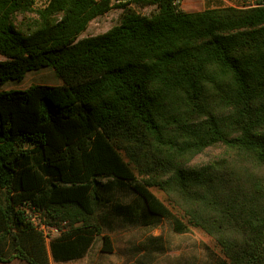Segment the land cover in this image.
<instances>
[{
	"label": "trees",
	"instance_id": "16d2710c",
	"mask_svg": "<svg viewBox=\"0 0 264 264\" xmlns=\"http://www.w3.org/2000/svg\"><path fill=\"white\" fill-rule=\"evenodd\" d=\"M115 1L0 0V82L45 66L63 81L0 91V262L80 259L98 234L110 253L104 225L165 220L210 236L214 264H264V0ZM113 7L118 23L80 37ZM115 183L133 200L106 197Z\"/></svg>",
	"mask_w": 264,
	"mask_h": 264
},
{
	"label": "rangeland",
	"instance_id": "374dc122",
	"mask_svg": "<svg viewBox=\"0 0 264 264\" xmlns=\"http://www.w3.org/2000/svg\"><path fill=\"white\" fill-rule=\"evenodd\" d=\"M47 0H35V6L40 7ZM128 6L142 14H150L156 7L148 3L147 0H127ZM256 0H180L179 8L184 11L201 10L216 6H242L244 4L254 3ZM117 2V0L115 1ZM122 14L121 7H113L106 13L92 19L86 29L80 34V37L96 35L108 30L111 26L119 22ZM32 17L31 13L17 15L16 23L26 21ZM2 57L0 56V59ZM62 79L57 76L51 66H45L39 69L29 70L21 80L9 79L0 82V91L2 90H23L32 85L62 84ZM221 145H214L207 148L195 157L197 162H204L215 158L224 153ZM108 180L116 181L114 177H108ZM101 181H105L101 178ZM118 183H115L114 189L107 190L109 199L114 195H120L123 201L133 200V192L124 187L119 189ZM152 191L164 202H168L165 193L152 187ZM142 204V200H140ZM140 211L141 208L138 207ZM37 223V220L35 219ZM64 223L59 228H64ZM46 235L47 241L53 236L59 234V228L51 224L42 223L39 226ZM104 232L107 233L113 244V251L110 253L101 252L102 236L96 235L87 254L80 258L65 262H56L50 260V264H210L209 254H215L218 257V249L213 239L198 228H192L184 234L175 233L167 221L163 220L159 225L149 226H128L116 221L111 227L104 225ZM0 264H26L20 260L11 262H0Z\"/></svg>",
	"mask_w": 264,
	"mask_h": 264
},
{
	"label": "crops",
	"instance_id": "0c3cea01",
	"mask_svg": "<svg viewBox=\"0 0 264 264\" xmlns=\"http://www.w3.org/2000/svg\"><path fill=\"white\" fill-rule=\"evenodd\" d=\"M211 254H212V253L209 254V261H208V262H209L210 264H214V261L211 260V256H210Z\"/></svg>",
	"mask_w": 264,
	"mask_h": 264
}]
</instances>
